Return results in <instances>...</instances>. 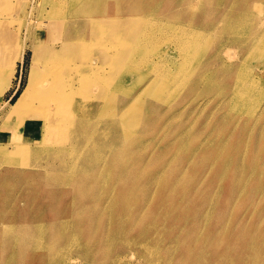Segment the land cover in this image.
<instances>
[{
	"label": "rangeland",
	"instance_id": "374dc122",
	"mask_svg": "<svg viewBox=\"0 0 264 264\" xmlns=\"http://www.w3.org/2000/svg\"><path fill=\"white\" fill-rule=\"evenodd\" d=\"M110 1L117 6H130L134 2V0ZM142 2L151 3L152 0H142ZM160 2L161 6L158 12H162L164 7L169 8L171 6L169 0H160ZM176 2L175 8L178 15L179 32L183 31L185 33V39L181 40L179 35L178 47L180 48V53L179 55L178 53L175 54L172 62L175 67L170 65V79L173 80L175 78L173 80L175 84L171 89L160 93L157 105L155 100L149 102V124L145 131L148 133L155 123L154 120L162 118L159 115L162 114L165 120L160 129L155 128L150 131L151 134L155 135L154 140L150 143H141L145 141L147 133L145 135H137L138 132L135 134L137 136L133 137L134 142L142 144L140 153L146 157L148 162L157 154L166 160L170 159L171 164L185 165L191 172L199 176L202 187H206L207 184L211 183L213 174H219L216 188L221 187L213 192L215 201L217 200L219 205L222 202V196H224L230 186L229 177L233 173V167L238 165V171L241 172V175L243 174V180L236 182L235 187L230 191V193L236 192L238 194L235 195V197L237 196L236 201L238 200L235 206L238 207V210L227 213L226 218H230L228 225L229 227L236 226L231 218L237 217L240 213L239 222L251 227L257 222L256 214L260 213L262 221H258L257 227L258 225L259 227L256 232L264 231V0H176ZM0 4V14H3L4 18H6L5 20L11 16L8 26H6L9 30L12 29L13 25L16 30V27L20 24H18L21 20L19 18L20 15L23 16L27 11L31 10V14L28 15L29 27L31 24L30 33L26 34L27 28L20 25V33L14 35L16 40L9 47H5L6 45L3 47V44H1L0 48V72H6L11 77L9 84L0 94V192L10 190L18 193L21 192L19 190H21L23 184L36 185L39 183L37 181L38 178L33 176L34 174L42 173L47 175L53 170L59 172L66 170L69 172L67 168L77 155L74 152L75 147H69L67 142L63 144L59 141L66 131L56 130V132H52L47 143L48 145L56 144L58 146L63 144L67 149L49 153L50 151L43 149L45 146L41 144L39 139L45 134H49L46 126L41 125L40 128L36 124L34 127L28 126L22 130L17 127V119L23 114L22 112H13V103L27 82L34 60L33 44L43 43L49 47H46L44 54L40 52L42 55L38 53L39 55L35 56L37 57L35 58L37 59V65L39 64L43 67L46 74L49 69L51 70V67L54 69L56 64L61 66H57L58 69L55 68L53 70L55 72L50 71L53 72L52 76L47 75L49 83L53 84L58 92H64V86L66 89L70 86L72 88L79 87V73L85 72L88 62L89 64L96 63L98 66L95 71L97 83L103 85L105 82H109L108 89L110 90L121 86L123 90L131 89L133 93L139 91V95H141L151 87H157L154 91L160 89L164 80L156 79L154 76H152L153 79L149 78L148 74H146L149 69L145 70V68L141 69V71L139 70L138 73V70L135 71L136 73L133 70L131 75L128 69L129 63L123 64L117 70L119 73L115 75L116 61L114 58H107L106 56L109 46L105 41L106 33H103L104 36L100 35L102 38L99 36L94 41L91 39L88 46L81 48L82 44H79V47L70 45L67 49H64L62 47L63 42L69 40L71 33L69 34L68 31L70 29H60L59 27L56 29L52 25H59L66 21L73 23L77 21L73 18V9H71L73 5L70 0L61 4L62 12L67 17L55 16L57 4H53L51 0H0ZM85 34L86 36L90 35L89 30ZM99 34H95V36ZM78 36L80 38L81 36L83 37L80 40L88 42L89 37H84L82 31L79 30ZM244 40H247V42ZM21 45H23V48ZM47 51L49 53L52 52L49 55L50 59ZM61 54L65 55L60 56ZM14 58L15 61H13ZM59 60L64 61L58 63ZM54 63L55 66L53 65ZM64 63L68 64V66L65 64L67 67H70H63L65 66ZM74 65L75 67H73ZM173 71L174 73H172ZM54 73L57 75L54 76ZM174 74H177V77H174ZM144 75H147V77H144ZM107 78H110L109 81ZM240 78L244 79V83L239 82ZM250 85H252V88L249 95H252V100L246 106H242L241 109L231 108V103H229L230 96L233 93H240L245 87L248 89ZM107 101L108 99L105 97H100L97 102V111H99L101 106H105ZM250 111L253 112L252 115H249ZM66 114L68 115V113ZM168 117L172 118L167 121ZM109 143L114 144V141ZM108 144L99 145L98 154H101L102 151L112 150L111 146L107 148ZM180 145H182V150L179 149ZM103 147L106 148L103 149ZM47 148L50 149L49 146ZM31 151H44L46 154L29 153ZM189 158L191 160L187 161ZM130 159L132 158L129 157L128 161L121 162L122 166H127ZM250 161L251 163H249ZM112 167V164H109V169L106 166L102 167V171L100 170L99 174L103 179V186H111L112 189V191L110 188L105 190L104 187V191L99 195L100 200H104L106 205L104 211L100 212L99 227L103 223L102 226L105 231L104 225L108 224L107 231H105L107 233H104L106 241L104 242L103 251L101 247L100 249L98 248L99 250L97 249L99 246L97 239L92 238L90 241L88 236L86 237L79 232L82 231L78 229V225L82 222L80 219L73 216L64 217L59 228L57 227L58 229L56 224L54 226L53 222L50 223V220H54L57 216L53 217V213L50 214L49 210L46 209L40 199L43 194L41 193V188L35 186L33 187V195L26 196V192L18 193V196L15 194L18 202H16L17 200L14 201L12 208L0 202V229L4 231L0 236V252L1 248H3L2 253H0V264H27L26 257L28 258L32 254L31 250L40 253L44 252L43 258L47 264L57 263L58 261V264H74V261H76L75 264H101L102 262V264H112V262L113 264H119L120 262V264H147L146 262L149 260H151L149 264H159L162 261L160 255L154 257L156 261L161 259L156 262L152 260V257L150 259L147 254L149 248L151 249L149 250L151 254L160 252L159 248L162 247L163 243L162 241H157L156 230L150 229V226L148 230H142L139 227L133 229L129 226V211L135 210L138 204L128 203L126 200L130 198L122 196L124 189L129 185L128 181L123 180L115 183L116 173L114 174ZM153 168H156V166L151 167V170ZM16 171L27 175L31 174V176L18 180ZM24 196L29 197L27 199L28 202L31 201V208L22 212H26L27 215L17 219L10 216L9 218L7 212L1 213V209L12 213L14 207L24 206L21 201ZM78 197L74 195L73 206L78 204ZM247 197L248 201H246ZM107 201L108 203L106 204ZM253 201L256 202L251 205L250 202ZM62 204L64 205L65 203ZM110 207L112 208L110 209ZM70 211H73V209L70 208ZM170 211L169 214L174 216L177 207H175V210ZM250 215L252 216L250 217ZM162 217L166 220V224L162 228L164 229L162 231L164 234L167 222L170 219L168 220L166 215ZM105 218L106 220L103 221ZM9 220H11L10 223ZM150 220H153V217L149 218ZM150 224L151 222L148 223V225ZM14 227L16 228L14 229ZM51 227L52 229H50ZM18 228L19 232L21 231L20 233H17ZM53 228L55 229L53 230ZM68 228H71V230ZM29 229L31 232L33 231L31 234ZM51 230L52 233L50 234ZM28 236L30 237L28 238ZM3 239L4 241H2ZM25 240L29 241L28 244L25 243ZM2 242L7 244L4 243L2 246ZM50 242H53L54 245H51ZM14 243L16 244L13 245ZM153 245L157 247H153ZM35 247H37V250ZM62 253L64 255L67 254L72 259H62L64 258ZM107 253L111 257H108ZM128 253L131 254L125 256ZM119 254L120 257H114V255ZM102 257L106 258L105 261ZM147 257L149 260H147ZM118 258H120V262L116 261ZM31 262L33 263V261H30L29 264Z\"/></svg>",
	"mask_w": 264,
	"mask_h": 264
},
{
	"label": "bare ground",
	"instance_id": "6f19581e",
	"mask_svg": "<svg viewBox=\"0 0 264 264\" xmlns=\"http://www.w3.org/2000/svg\"><path fill=\"white\" fill-rule=\"evenodd\" d=\"M51 1L53 4H57V9L54 13L55 16L67 17L62 12L61 4L68 0ZM70 3L73 5V8H71L73 9V18L78 22L76 21L73 23L66 21L59 25H52V27L56 29H58V27L60 29H70L68 31L69 34L71 33L68 38L69 40L63 42L62 47L64 49H67L70 45L79 47V44H82L81 48L86 45L88 46L91 39L94 41L95 38L106 33L105 41L107 42V45H109L106 56L107 58H114L116 61L117 67L114 69L116 70L115 75L119 73L117 70L123 66V64L129 63L128 69L130 70L131 75L133 70L134 73L138 70V73L139 70L141 71V69L145 68V70L149 69V71H146L149 78L153 79L152 76H154L156 79L164 80V83L160 86V89L154 91L157 87H151L141 95H139V91L133 93V90H123L121 86L117 85V87L110 90L108 89L109 82H105L103 85L97 83L95 71L98 66L96 63L89 64L88 62L85 72L79 73L80 86L77 88H72L70 86L68 89L64 86V92H58L57 88L49 83L47 78L49 75L52 76V73L55 72L53 70L55 68L58 69L57 66L60 65L56 64L55 66V63H57L55 61L53 64L55 68L52 69L51 67L50 70L49 66L53 65H49V68L47 69H49L48 73L50 74H46L44 68L39 64L37 65V59H35L37 57L35 56L40 52L44 54V50H46L47 46L43 43L33 44L34 60L27 82L13 103V112H22L23 114L17 119V127L22 130L28 126L34 127L36 124H38L40 128L41 125L46 126L49 134H45L43 137L39 138L41 144L45 146V148H43L45 151H50L49 153H52L53 151L59 152L61 150H66L67 147L63 144L67 142L69 147L73 146L76 148H74V152L77 155L73 158L67 168L69 169V172L66 170L64 172L53 170L47 175L42 173L34 174L33 176L38 178L37 181L39 183L36 185L23 184L21 190H19L21 192L18 193L22 194V192H26V196H30L31 194L33 195V187L39 186L41 188V193H43L40 197L41 202L44 203L50 214L53 213V217L57 216L54 220H50V223L53 222V225L55 226L56 224V228H59L64 217L73 216L74 218L80 219L82 222L78 225V229H81L82 231H78L81 234L83 233L86 237L88 236V240L92 238L97 239L99 244L97 249H100L101 247L103 251L104 242L106 241V235L104 233H107L105 231H107L108 224L104 225L106 228L105 231L102 226L103 223L99 227L100 212H103L106 206L105 201L100 200L101 198L99 195L104 191V187L105 190H109V188L111 189V186H103V179L99 174L102 167L104 168V166H106L108 168L109 164H112V170L114 171V174L116 173L115 183L124 180L128 181L129 184L128 187L124 189L122 196L130 198L126 200L128 203L133 202L138 204L135 210L132 209L129 211V226L133 229L139 227L142 230H148L150 226V229L156 230L157 241H162L163 243L162 247L159 248L160 252H157L156 254H151V251H149L151 249H148L147 256H149V258L152 257L153 261H156V259H154L156 255H160L162 261L159 262L161 259L156 261L159 262V264H264V231L256 232L259 227V225L257 227L258 221H262L261 214H256L257 222L251 227H248L245 223L241 224L239 222L241 218L240 213L237 217L231 218L234 222L233 224H236V226L229 227L228 223L230 218H226L228 212L231 213L234 210H238V207L235 206V204L238 203V200L236 201L237 196L235 197V195L238 194L236 192L230 193L231 189L235 187L236 182L243 180V174L241 175V172L238 171V165H234L232 174L229 173L230 186L227 188L224 196H222V202L219 205V202H217V200L215 201L213 195L214 190L221 187L216 188L219 174H213L211 183L207 182L209 184H207L206 187H202L199 176L191 172L185 165L178 166L177 164H171L170 159L166 160L164 157H160L157 154L148 162L146 157L144 155L142 156L140 153L142 144L134 142L135 136L145 135L147 133L145 128L149 124V102L155 100L157 105L160 93L171 89L175 84L173 83L175 78L173 79L172 76L173 80L170 79V65L173 66L172 62L174 61L175 54L178 53L179 55L180 53V48L178 47L179 35L181 40L185 39V33L183 31L179 32V24L177 22L178 15L175 8L177 5L176 0H169L171 6L169 8L164 7L162 12H158L161 6L160 0H152L151 3L142 2V0H134L130 6L113 5V2L110 0H70ZM30 14L31 10L27 11L23 16L20 15L19 18L21 20L18 22V24H20L16 27V30L13 28L14 25L10 30L6 28L11 16L7 18V21L3 14H0V48L1 44H3V47L5 45V47H9V45L16 40L14 35L20 33V25L21 27L25 26L27 28H25L26 34L30 33L31 24L29 27L28 16ZM48 27L50 28V26ZM86 29L89 30L90 33L88 36L85 34V32H87ZM79 30L82 31L84 37H89L88 42L80 40L83 37L81 36L80 38L78 36ZM95 34L99 35L95 36ZM100 37L102 38V36ZM244 41L247 42V40ZM21 47L23 48V45H21ZM49 51H47V53H49ZM50 53L48 54L49 59ZM64 55L61 54L60 56ZM13 61H15V58ZM61 61L59 60L58 63ZM65 64L66 63H64V65ZM66 65L68 66V64ZM66 65L63 67H67ZM73 67H75V65ZM172 73H174V71ZM53 75L56 76L57 74L54 73ZM176 75L174 77H177ZM145 76L147 77V75H144V77ZM10 78L11 77H9L6 72H0V94L9 84ZM138 78L140 77L138 76ZM138 78L136 79L138 80ZM239 82L244 83V79L240 78ZM251 88L252 85H250L248 89L246 87L243 88L240 93H233L229 98L231 108L236 107L241 109L242 106H246L252 100V95H249ZM171 91H169V93H171ZM100 97H105L108 101L105 103V106H101L99 111H97V102L100 100ZM66 113H68V115L71 113V115L68 117ZM252 113L253 112L250 111L249 115H252ZM159 117L162 118L160 120H154L155 123L153 127L151 129L149 128L150 130L146 134L145 141H142L141 143L148 144L154 140L155 135L151 134L150 131H153L155 128L160 129L165 120L162 114L159 115ZM171 118L172 117H168L166 120L169 121ZM56 130L66 131L64 132L63 137L59 139V141L63 143L60 145L63 146H58L56 144L48 145L47 143L50 134L56 132ZM137 132L138 134L135 135ZM113 141L115 145L109 143ZM104 144H108L107 148L108 146H111L113 149L106 152L102 151L101 154H98V146ZM48 146L50 149L47 148ZM104 148L106 147H103V149ZM181 148L182 145L179 146L180 150H182ZM29 153L46 154L44 151H31ZM129 157L132 159L129 160L130 162L127 166L123 167L121 162L128 161ZM190 160L191 158L187 161ZM151 162L153 163L150 164ZM249 163H251V161ZM256 165L258 166V164ZM153 166H156V168L151 170V167ZM253 168L255 169V167ZM30 176L31 174L27 175L20 171H16V177L18 180ZM204 184L206 183L204 182ZM253 186L255 188V184ZM18 193H14L10 190L2 191L0 192V202L12 208V204L17 200L16 195L18 196ZM74 195L79 196L78 204L75 206L72 205ZM26 196L21 199L24 206H20L19 208L14 207L12 213L1 209V213L7 212L8 217H15L17 219L21 218L23 215H27L26 212L22 213L26 209L31 208V201L28 202L27 199H29V197ZM246 201H248V197ZM16 202H18V200ZM255 202L256 201L250 203L252 205ZM62 203L65 204L63 205ZM107 203L108 201L106 204ZM175 207H177V211L174 212V216H171L172 214L170 215L169 211L175 210ZM70 208L73 209V211H70ZM111 208L112 207H110V209ZM170 212L172 213V211ZM163 215H166L168 220L170 219L169 221L167 220V228L164 234L162 233V231H164L162 228L165 226L166 220L162 217ZM252 215H250V217ZM152 217L153 220L149 221V218ZM107 219L109 220V218ZM105 220L106 218L103 221ZM10 221L11 220H9V223ZM150 222L151 224L148 225ZM15 228L16 227H14V229ZM50 229H52V227ZM54 229L55 228H53V230ZM69 230H71V228ZM29 231L30 234L33 232H31L30 229ZM5 232L8 234L7 231ZM18 232L19 228L17 233ZM2 233H4V231L0 229V236ZM51 233L52 230L50 231V234ZM25 234L27 233L25 232ZM29 237L30 236H28V238ZM4 239L2 241H4ZM29 241H26L25 243L28 244ZM6 242H2V246L4 243L7 244ZM50 243L51 245H54L53 242ZM15 244L16 243L13 245ZM150 246L152 247V245ZM154 246L156 245H153V247ZM35 248L37 250V247ZM2 251L3 248H1L0 253H2ZM31 252L32 254L28 256V258L26 257L27 264H29L30 261H33L31 264H47L43 258L44 252L40 253L32 250ZM130 254L131 253H128L125 256ZM62 255L64 257L62 259H72L70 256H67V254L64 255V253H62ZM107 256L111 257L108 253ZM116 256L120 257V254L114 255V257ZM105 259L106 258H104V261ZM119 259L120 258L116 261L118 262ZM147 260H149L148 257ZM149 261L151 262V260ZM149 261L146 263L149 264ZM50 262L52 263V261ZM58 262H53L52 264H58ZM75 262L76 261H74V264ZM83 262L85 261L83 260Z\"/></svg>",
	"mask_w": 264,
	"mask_h": 264
}]
</instances>
